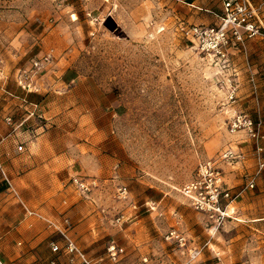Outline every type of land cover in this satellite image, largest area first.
I'll return each instance as SVG.
<instances>
[{"label": "rangeland", "instance_id": "374dc122", "mask_svg": "<svg viewBox=\"0 0 264 264\" xmlns=\"http://www.w3.org/2000/svg\"><path fill=\"white\" fill-rule=\"evenodd\" d=\"M222 2L0 0V66L3 55L18 69L50 51L48 70L77 77L88 98L102 112L108 108L126 172L118 176L116 169L109 183L77 196L85 202L80 225L99 234L156 228V234L142 236L141 264H264V171L256 178L262 185L239 195L218 229L180 194L199 162L216 160L229 147L245 152L243 162L220 164L231 193H239L257 171L249 162H255L252 143L242 133L230 134L228 125L237 110L252 119L259 115L264 126V74H237L233 104L227 74L175 30L180 22L213 24L209 12L220 14ZM253 84L261 89L258 107L249 91ZM119 186L128 190L125 201L117 199ZM151 202L154 211L148 209ZM171 230L186 238L185 246L165 240ZM190 251L199 255L192 259Z\"/></svg>", "mask_w": 264, "mask_h": 264}, {"label": "crops", "instance_id": "0c3cea01", "mask_svg": "<svg viewBox=\"0 0 264 264\" xmlns=\"http://www.w3.org/2000/svg\"><path fill=\"white\" fill-rule=\"evenodd\" d=\"M246 1L256 10L264 28V0ZM211 23H217L216 19ZM2 58L5 63L0 73V260L4 264H48L51 260L57 264H83L76 254H67L60 236L48 229L46 223L35 220L36 216H29L28 210L61 227L68 220L70 237L91 264H141L142 236L156 234V228L138 227L132 232V228L126 227L99 234L98 228L80 225L84 224L85 202L76 199L87 194L77 192L71 184V179L77 177L96 180L102 187L109 183L116 169L118 176L126 172L125 150L111 135L108 108L102 107V112L88 98V91L77 77L49 68L36 82L38 91L26 94L14 82L17 69L9 66L7 55ZM234 65L237 74L248 71L263 75L264 39L247 41L245 54L237 53ZM253 86L258 107L261 89L253 84L249 91ZM31 104H37L38 118H28L17 128ZM8 117L13 125L5 122ZM253 117L263 123L259 115ZM239 150L245 160V152ZM249 162L254 168L256 163ZM257 185H262V181L257 180ZM155 203L160 205L162 201ZM51 242H56L61 251L52 253ZM111 242L124 251L116 262L106 252Z\"/></svg>", "mask_w": 264, "mask_h": 264}, {"label": "built area", "instance_id": "2783aa9c", "mask_svg": "<svg viewBox=\"0 0 264 264\" xmlns=\"http://www.w3.org/2000/svg\"><path fill=\"white\" fill-rule=\"evenodd\" d=\"M211 13L216 19L215 24H196L180 22L176 26V32L179 36L191 44L200 54L208 57L217 67L219 72L227 74L225 82L228 91V100L236 103L238 99L239 84L235 77L237 70L234 65V57L237 53L246 52V42L258 38H264V33L260 26L256 10L253 9L246 0H223L220 14ZM53 60V55L49 51L40 57L32 59L28 65L16 70L14 82L16 86L26 94L36 93L38 91L36 82L49 67ZM1 65V63H0ZM1 73V66H0ZM251 82L253 80L251 79ZM252 94L256 93V87L253 86ZM31 110L27 112L26 118L17 126L21 127L28 118L37 117V104H31ZM8 125H13L11 117L5 119ZM229 132L236 135L244 134L252 143L254 158L257 171L250 176L244 188L237 194L230 191L225 182L224 175L220 164L235 165L244 160V154L239 149L231 147L220 153L218 158L207 159L198 163L195 177L192 181L184 185L180 194L186 199L187 204L196 212L203 214L208 219L212 228L218 229L223 226L230 217L229 208L245 190H254L256 187V178L264 171V132L262 123L254 121L248 114L242 111H233L229 120ZM71 184L75 190L81 194H88L98 188L99 183L93 179L72 178ZM128 190L125 186H119L117 189V199L125 201L128 199ZM150 211L156 209L155 203L148 206ZM29 216H36L46 223L47 228L57 233L64 243V251L67 254H76L83 264H91L77 248L75 242L69 235L70 223L64 221V227L56 222L44 218L39 214L26 210ZM123 216L117 219L121 222ZM166 241H174L179 247L186 245V238L177 232L171 230L165 235ZM51 252L58 253L61 251L56 242L50 243ZM106 252L113 262L124 253L122 248L111 242ZM191 258L195 259L199 252L190 251ZM0 264H4L0 260ZM48 264H57L51 260Z\"/></svg>", "mask_w": 264, "mask_h": 264}]
</instances>
